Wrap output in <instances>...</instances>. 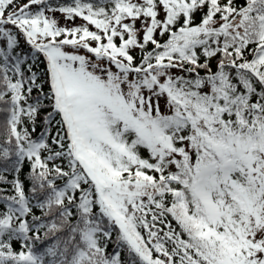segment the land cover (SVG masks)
Wrapping results in <instances>:
<instances>
[{
	"label": "snow or ice",
	"instance_id": "1",
	"mask_svg": "<svg viewBox=\"0 0 264 264\" xmlns=\"http://www.w3.org/2000/svg\"><path fill=\"white\" fill-rule=\"evenodd\" d=\"M0 264H264V0H0Z\"/></svg>",
	"mask_w": 264,
	"mask_h": 264
},
{
	"label": "trees",
	"instance_id": "2",
	"mask_svg": "<svg viewBox=\"0 0 264 264\" xmlns=\"http://www.w3.org/2000/svg\"><path fill=\"white\" fill-rule=\"evenodd\" d=\"M77 23H81V21H77Z\"/></svg>",
	"mask_w": 264,
	"mask_h": 264
},
{
	"label": "rangeland",
	"instance_id": "3",
	"mask_svg": "<svg viewBox=\"0 0 264 264\" xmlns=\"http://www.w3.org/2000/svg\"><path fill=\"white\" fill-rule=\"evenodd\" d=\"M61 22H63V21H61Z\"/></svg>",
	"mask_w": 264,
	"mask_h": 264
}]
</instances>
